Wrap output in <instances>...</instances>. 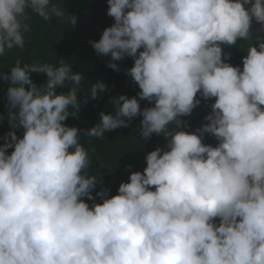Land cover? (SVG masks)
<instances>
[{
	"label": "trees",
	"instance_id": "1",
	"mask_svg": "<svg viewBox=\"0 0 264 264\" xmlns=\"http://www.w3.org/2000/svg\"><path fill=\"white\" fill-rule=\"evenodd\" d=\"M121 1L133 14L128 37L106 50L128 42L113 72L84 47L99 33L97 13L115 10L111 0H51L62 5L60 18H40L48 13L34 6L40 19L30 20L28 41L8 53L10 76L41 59L42 94L51 80L79 87L76 98L56 88L38 103L31 81L4 93L20 119L0 113V226H16L12 236L0 232V264H221L226 239L264 203V35L238 29L235 0H222L218 12L214 0H178L176 8V0ZM78 19L85 25L74 27ZM143 51L162 57L171 83L146 99L137 91ZM162 88L173 99L160 102ZM58 132L66 147L89 151L40 136ZM35 197L48 203L38 217L50 234L15 248L24 240L20 211ZM156 198L155 211L148 202ZM231 264H264V220Z\"/></svg>",
	"mask_w": 264,
	"mask_h": 264
},
{
	"label": "clouds",
	"instance_id": "2",
	"mask_svg": "<svg viewBox=\"0 0 264 264\" xmlns=\"http://www.w3.org/2000/svg\"><path fill=\"white\" fill-rule=\"evenodd\" d=\"M221 1L214 0L216 7L211 8L212 11L215 12L219 11L220 4L218 3H221ZM238 1L235 0L233 2L234 5H232V11H234ZM260 1L261 0H241L240 3L238 4V8H237L238 14L237 15L235 14L234 16L236 17V20L237 19L241 20V24H245L244 29H242L241 26L238 24V22H236L238 26L241 28L240 29L238 27V29L245 34L244 35L245 37H251V36L262 37L264 35V8L260 5ZM111 2L115 6V10L111 11L109 14L106 15L97 13V18L98 20H100V22L104 19V17H107L109 19V27L107 29L106 34L99 31L98 35L96 34L94 37H90L86 40L84 47L87 52L91 53L94 56V58L99 61L105 62L106 64H120L121 62L125 61L127 58L126 51H128L127 50L128 42L122 47L121 50H116L114 52H111L109 55L106 54V50H108L111 45L116 44L121 39L128 37L130 33L129 31L130 17L132 16L133 13L130 12L131 7L123 3L121 0H111ZM177 2L178 0H176L174 3L175 8L177 7ZM34 6L35 8L39 6L43 12L48 13L46 15L41 16L40 18L45 17L47 15L56 18H60L62 16V14H60V12L57 10V8L61 7L62 5H56L55 2H51V0H46L41 3H37V0H0V94L2 99L0 102V113H3L4 115H6L8 112L14 114L13 111L6 104V101L4 100V96H5L4 93L5 92L6 94L16 93L21 89L22 83L24 81H31L38 88L39 81L42 77V74L45 71L44 69L46 68L44 67L40 59L33 61L32 63H24V73L14 76L9 75L13 73L14 66H16V64L14 63V61H12V59L7 58L8 53L11 51H15V49H18V52H20L22 50L21 39H26V41H28V36L30 34V28H31V26L29 27L28 25L30 24L32 25L33 23V22L31 23L30 20L33 21V19H35V17L38 16L40 13L34 10ZM92 11L93 13H96L95 9H93ZM37 18L38 17H36V20ZM40 18H38V20ZM74 24H75L74 27H78L81 25H85V21L83 19H78ZM158 58H159V62L156 63L153 72L151 74L146 73V67H141L140 85L138 86L137 89L138 94L140 96H141L142 88L146 86L145 78L147 76L151 77L153 80H161L162 78H164L168 80V82L170 83L169 76L165 74V67L161 65L162 57H158ZM109 69L113 72L115 68H109ZM71 73L74 74L73 72ZM101 82L102 81H96L94 82V85L99 87ZM155 86H160V85H155ZM155 86H153L152 88L154 89ZM78 87L79 86L75 83V81L72 78L57 81L55 84H53L51 80L45 86L43 94L42 92H40L38 88L37 103L44 96L49 97L50 93L56 88L64 92L66 95H68L70 99L76 98L78 93ZM147 95L143 97L146 99ZM156 97H158L160 102L164 100H171L173 99V93H171L169 90L165 88H162L161 90L156 92ZM180 101L181 103L186 104L192 101V98L190 95H188L183 98H180ZM81 107H86L83 101H81ZM16 116L20 119L18 115ZM40 136L50 137V141L53 142L55 141V143L58 144L60 149L64 151L73 152L76 151L75 149H79L75 147H66L64 143L60 140L59 132L54 133V135H47L46 133ZM149 141H150L149 137L145 135L144 145H143L145 153H148L150 151L148 150V146L145 143ZM79 150L80 152L89 151V149H83L85 151H83L82 149ZM100 157L101 156H99V158ZM102 161H103L102 164L104 166L107 165L103 159ZM108 170L111 171L112 181L115 182V174H114L116 172L115 168L114 171H112L111 169ZM72 180H75V178H73ZM258 180H261L259 186L263 187L264 186L263 172L260 174ZM151 192L152 191L144 190L143 192L140 193L145 194ZM148 203L150 204V207L155 208L156 211V209H158V207L160 206L159 204L161 203V200L160 198H156V200L152 201V203L150 202ZM46 204L48 203H46L43 199H38L37 197H35V201H31L25 204L24 208L21 209L20 214L21 212H24L26 214V220L24 222L20 221L21 236L24 240L21 242H17L15 248H23L25 245L32 242L33 236L40 235L42 238L44 237L46 238L47 236H49L50 233L49 230L47 229L46 219L45 218L39 219L38 217L39 214L43 212V209L46 206ZM123 204L127 206L130 209V211L134 212L133 207L129 203V199L125 198L123 200ZM263 209H264V203L258 209L257 212L262 211ZM256 213H254L251 217H253ZM251 217H249L246 220H249ZM246 220H244L241 224H239L237 226V229ZM263 220L264 218L260 222H262ZM106 221H107L106 214L104 213L101 214L100 221L98 224L100 226V231L104 233H105L104 224L106 223ZM256 226H254L252 230H254ZM250 232L246 233V235H248ZM246 235L239 241L238 244L241 243V241L246 237ZM228 238L226 239V241L228 240ZM221 262H222V257H221Z\"/></svg>",
	"mask_w": 264,
	"mask_h": 264
},
{
	"label": "rangeland",
	"instance_id": "3",
	"mask_svg": "<svg viewBox=\"0 0 264 264\" xmlns=\"http://www.w3.org/2000/svg\"><path fill=\"white\" fill-rule=\"evenodd\" d=\"M260 5L264 8V0L260 1ZM108 27H109V19L107 17H104V19L98 25V29L100 32L106 34ZM141 57L143 59L139 63L140 68L146 67V73L151 74L153 72L154 66L156 65V63L159 62V58L152 54H147L145 51H143ZM105 65L108 68H115L118 64H105ZM155 85L166 86L167 82L164 78L158 81L149 80L148 83H146V86L142 88L141 96H145L150 92H152L154 90L152 87ZM15 230H16V226L14 227L0 226V232H2L4 236H12L10 233H8V231H15Z\"/></svg>",
	"mask_w": 264,
	"mask_h": 264
},
{
	"label": "water",
	"instance_id": "4",
	"mask_svg": "<svg viewBox=\"0 0 264 264\" xmlns=\"http://www.w3.org/2000/svg\"><path fill=\"white\" fill-rule=\"evenodd\" d=\"M241 0H239L235 6L233 11L234 15L237 13L238 4ZM238 24L244 29L245 24H241V20L237 19ZM76 151H80L79 149H75ZM85 151V150H83ZM100 160L102 161L101 157ZM103 163V161H102ZM108 169L114 171V168L108 165H105ZM115 174V173H114ZM264 218V209L262 211L257 212L253 217L249 220H246L242 225L238 227V229L228 238L226 241L223 253H222V262L221 264H230L231 257L234 253V249L239 243V241L246 235V233L250 232L254 226H256L262 219Z\"/></svg>",
	"mask_w": 264,
	"mask_h": 264
}]
</instances>
